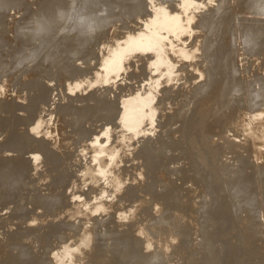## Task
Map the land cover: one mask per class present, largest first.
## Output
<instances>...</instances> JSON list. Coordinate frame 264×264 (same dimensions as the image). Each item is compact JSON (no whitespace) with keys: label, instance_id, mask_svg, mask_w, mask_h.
I'll list each match as a JSON object with an SVG mask.
<instances>
[{"label":"rangeland","instance_id":"374dc122","mask_svg":"<svg viewBox=\"0 0 264 264\" xmlns=\"http://www.w3.org/2000/svg\"><path fill=\"white\" fill-rule=\"evenodd\" d=\"M122 1L0 6V158L20 157L19 140L37 146L23 153L30 170L17 182L0 173L12 184L0 183V264L16 246L13 264H110L140 241L156 258L147 264H264V0H135L145 12L131 18ZM25 19L36 26L27 36ZM135 254L124 264L143 260Z\"/></svg>","mask_w":264,"mask_h":264},{"label":"bare ground","instance_id":"6f19581e","mask_svg":"<svg viewBox=\"0 0 264 264\" xmlns=\"http://www.w3.org/2000/svg\"><path fill=\"white\" fill-rule=\"evenodd\" d=\"M10 1H11V0H0V6H1V7H4V6L7 7L8 4L10 3ZM33 1H34V0H33ZM80 1H81V0H80ZM110 1L112 2V0H110ZM114 1H115V0H114ZM121 1H122V0H120V2H121ZM185 1L187 2V0H185ZM71 2H72V0H71ZM71 2H70V3H67V4L65 3V4H66V5H68V4L71 5V4H73V3H71ZM240 2L242 3V1H240ZM112 3H114V2H112ZM122 3H123L122 5H117V6L120 7L121 9H122V7L125 8V7L127 6L128 11L126 10V12H127V14L129 15L128 17H130V18L133 17V16H134L135 14H137V13H140V12L143 13V12H145V10H143V9H144V6L141 5V4H137V2H135V0H124V1H122ZM182 3L185 4L184 2H182ZM187 3H188V2H187ZM115 4H116V3H114V5H115ZM117 4H118V3H117ZM70 5H68V6H70ZM65 7H66V6H65ZM254 7H255V6H254ZM61 8H62V7H61ZM120 8H119V10H120ZM190 8H191V7H190ZM193 8H194V7H193ZM72 9H73V8H72ZM107 9H108V8H107ZM56 10H57V9H56ZM62 10H63V9H62ZM124 10H125V9H124ZM188 10H189V9H188ZM192 10H193V9H192ZM68 11H70V10H68ZM93 11H94V10H93ZM114 11H115V9H114ZM114 11H113V12H114ZM120 11H121V10H120ZM122 11H123V10H122ZM54 12H55V11H54ZM57 12L60 13L61 10H60V11L57 10V11H56V14H57ZM83 12H84V11H83ZM90 12H91V11H90ZM90 12H89V13H90ZM188 12H190V11H188ZM32 13H33V12H32ZM64 13H66V12H63L62 15H64ZM123 13H124V12H123ZM123 13H121V14H123ZM262 13H263V12H262ZM70 14H72V13H70ZM199 14H200V13H199ZM58 15H60V14H58ZM65 15H66V14H65ZM72 15H73V14H72ZM83 15H84V14H83ZM262 15H263V14H261V17H260V18H261V22H264V15H263V16H262ZM42 16H43V15H42ZM67 16H70V15H67ZM67 16H65L64 18H66ZM117 16H119V14H118ZM120 16L122 17V15H120ZM175 16H176V15H175ZM60 17H61V16L58 17V16L56 15V20H58L57 18H59V19L62 20L63 17H62V18H60ZM83 17H85V16H83ZM87 17H88V16H87ZM190 17H191V16H190ZM190 17H189V18H190ZM26 18H27V17H26ZM85 18H86V17H85ZM113 18H114V17H113ZM172 18H173V17H172ZM178 18H179V17H178ZM202 18H203V17H202ZM27 19H28V18H27ZM52 19H53V18H52ZM54 19H55V18H54ZM66 19H67V18H66ZM109 19H110V18H109ZM111 19H112V18H111ZM111 19H110V20H111ZM118 19H119V18H118ZM121 19H123V18H121ZM121 19H119L118 21H121ZM169 19H170V18H169ZM173 19H174V18H173ZM56 20H55V21H52V20H51V21H52V23L54 22V24H55V23H56ZM61 20L59 21V23L61 22ZM90 20H91V19H90ZM90 20H89V21H90ZM114 20H116V19L114 18ZM188 20H189V19H188ZM62 21H63V20H62ZM66 21H67V20H65V22H66ZM106 21H108V20H106ZM164 21H166V20H164ZM172 21H173V20H172ZM175 21H177V20L175 19V20L172 22V24H173ZM190 21H191V19H190ZM190 21H188V23H189ZM203 21H205V20H203ZM258 21H259V20H258ZM69 22H70V21H69ZM90 22H91V21H90ZM151 22H152V21H151ZM26 23H27V21H26V19H25V21H24L25 27H23V28L20 29V30H21V31H20L21 35H25L26 33H27V35H28L29 32H30V30L32 31V28L34 27V26H32V25H35V24H33V23H35L34 20H32V21H31L30 23H28L27 25H26ZM63 23H64V22H63ZM165 23H166V24H164L163 26L166 27V25H167L168 22H165ZM42 24H44V23L42 22ZM50 24H51V23H50ZM61 24H62V23H61ZM183 24H184V23H183ZM259 24H260V23H259ZM39 25H40V24H39ZM46 25H47V24L45 23V26H46ZM48 25H49V23H48ZM55 25H58V26H59V24H57V23H56ZM82 25H83V24H82ZM82 25H81L82 28H80V27H79V28L81 29V32H84L83 29H86L87 27L84 26V27H85V28H84ZM175 25H176V24H175ZM189 25H190V24H189ZM189 25H187V26H189ZM41 26H42V25H41ZM79 26H80V25H79ZM89 26H90V25H89ZM167 26H168V25H167ZM169 26H170V25H169ZM191 26H192V25H191ZM35 27H36V26H35ZM35 27H34V28H35ZM53 27H54V26H53ZM56 27H57V26H56ZM72 27H73V26H72ZM172 27H174V26H172ZM180 27H181V25H180ZM193 27H194V26H193ZM196 27H197V26H196ZM44 28H46V27H44ZM49 28H51V27H49ZM49 28H47V29H49ZM54 28H55V27H54ZM54 28H53V29H54ZM57 28H58V27H57ZM57 28H56V29H57ZM75 28H76V27H75ZM77 28H78V26H77ZM89 28H90V27H89ZM175 28H176V27H175ZM187 28H189V27H187ZM36 29H37V28H36ZM36 29L33 30L34 33L36 32V31H35ZM39 29H41V28L39 27ZM42 29H43V28H42ZM182 29H183V28H182ZM194 29H195V28H194ZM197 29H198V28H197ZM228 29H229V28H228ZM16 30H17V29H16ZM16 30H15V32H16ZM45 30H46V29H44V31H45ZM51 30H52V29H50V31H51ZM72 30H73V29H72ZM76 30H77V29H76ZM82 30H83V31H82ZM86 30H87V29H86ZM86 30H85V32H86ZM169 30H170V29H169ZM185 30H186V29H185ZM188 30H189V29H188ZM200 30H202V29H200ZM38 31H39V30H38ZM44 31H43V32H44ZM50 31H49V32H50ZM53 31H56V32H57V30H53ZM59 31H60V29L58 30L57 34H59ZM79 31H80V30H79ZM174 31L176 32V30H174ZM51 32H52V31H51ZM51 32H50V33H51ZM66 32H67V31H66ZM85 32H84V33H85ZM169 32H170V31H169ZM186 32L188 33V31H186ZM17 33H18V32H17ZM36 33H37V32H36ZM50 33H49V34H50ZM52 33H53V32H52ZM52 33H51V34H52ZM61 33H62V32H61ZM61 33H60V34H61ZM67 33H68V32H67ZM74 33H75V32H74ZM76 33H78V32L76 31ZM227 33H228V32H227ZM32 34H33V33H32ZM43 34H44V33H42V35H43ZM53 34H54V33H53ZM53 34L51 35L52 37H53ZM55 34H56V33H55ZM71 34H72V33H71ZM27 35H25V36H27ZM30 35H31V33H30ZM38 35H39V34H38ZM42 35H40V37H41ZM46 35H47V34H45L44 36H46ZM78 35H83V33H82V34L80 33V34H78ZM18 36H20V35H18ZM35 36H36V35H35ZM35 36H34V38H35ZM44 36H43V37H44ZM51 36H50V37H51ZM55 36H56V35H55ZM84 36H85V35H84ZM189 36H190V35H189ZM197 36H198V35H197ZM30 37H31V36H30ZM48 37H49V36H47V38H48ZM56 37H57V36H56ZM70 37H71V36H70ZM222 37H223V36H222ZM227 37H228V36H227ZM34 38H32V39H34ZM37 38H38V37H37ZM37 38H36V40L38 41ZM47 38H46V39H47ZM42 39H43V38H42ZM48 39H49V38H48ZM48 39H47L45 45L49 43V42H48ZM54 39H55V38H54ZM59 39H60V38H59ZM222 39H223V38H222ZM34 40H35V39H34ZM39 40H40V39H39ZM51 40H52V39H51ZM83 40H84V39H83ZM83 40H82V41H83ZM179 40H180V39H179ZM183 40H184V39H183ZM183 40H182V41H183ZM188 40H189V39H188ZM226 40H227V39H225V41H226ZM40 41H42V40H40ZM44 41H45V39H44ZM44 41H42V42H44ZM49 41H50V40H49ZM86 41H87V42H86ZM103 41H104V40H103ZM182 41H181V42H182ZM31 42H32V41H31ZM47 42H48V43H47ZM53 42H54V40H53ZM85 42H86V44H84V45L86 46V49H88L89 46L93 45L92 43H90V42L88 41V39H86V40L84 41V43H85ZM5 43H6V42H4V45H5L4 47H6V44H5ZM37 43H38V42H37ZM39 43H40V42H39ZM39 43H38V44H39ZM50 43H51V42H50ZM70 43H71V42H70ZM70 43H69V44H70ZM262 43H263V42H262ZM1 44H2V42H1ZM34 44H35V43H33V45H34ZM38 44H37V45H38ZM165 44H166V43H165ZM184 44H185V43H184ZM263 44H264V43H263ZM33 45H32V46H33ZM40 45H42V44H40ZM51 45H54V44L52 43ZM55 45H56V44H55ZM84 45H83V46H84ZM221 45H222V44H221ZM241 45H242V44H241ZM260 45H262V44H260ZM32 46H30V48H31ZM42 46H43V45H42ZM48 46H49V45H48ZM80 46H81V45H80ZM83 46L81 47V48H82L81 50H83ZM101 46L104 47V42L101 43ZM172 46H173V45H172ZM177 46H178V45H177ZM27 47H28V46H27ZM27 47H26V48H27ZM34 47H36V45H35ZM40 47H41V46H40ZM46 47H47V46H46ZM87 47H88V48H87ZM91 47H92V46H91ZM102 47H101V48H102ZM220 47H221V46H220ZM22 49H24V47H23ZM28 49H29V48H28ZM32 49H33V47H32ZM36 49H37V48H36ZM90 49H91V48H90ZM176 49H177V48H176ZM29 50H30V52L28 53L27 57H28L29 54L32 52L31 49H29ZM33 50H35V49H33ZM61 50H62V49H61ZM75 50H76V49H75ZM77 50H78V49H77ZM20 51H21V49H20ZM52 51H53V50H52ZM52 51H51V52H52ZM18 52H19V51H18ZM73 52H74V51H73ZM82 52H83V51H82ZM84 52H85V48H84ZM19 53H21V52H19ZM33 53H34V51H33ZM68 53H70V52H68ZM71 53H72V52H71ZM79 53H80V52H79ZM87 53H88V52H87ZM191 53H192V52H191ZM82 54H83V53H82ZM169 54H170V53H169ZM32 55H33V54H31V56H32ZM62 55H63V54H62ZM78 55H79V54H78ZM85 55H86V53H85ZM85 55L83 54V56H85ZM87 55H88V54H87ZM186 55H187V54H186ZM15 56H17V54H16ZM52 56H53V55H52ZM63 56H64V55H63ZM79 56H80V55H79ZM187 56H188V55H187ZM13 57H14V56H13ZM86 57H87V56H86ZM86 57H84V58L86 59ZM207 57H208V56H207ZM66 58H67V57H66ZM87 58H88V57H87ZM51 59H52V58H51ZM51 59H50V61H51ZM75 59H77V56H76ZM78 59H79V58H78ZM81 59H83V57H82ZM85 59H84L82 62H86ZM188 59H189V58H188ZM63 60H64V59H63ZM10 61H11V60H10ZM29 62H30V61H29ZM67 62H68V61H67ZM73 62H75V61H73ZM87 62H88V61H87ZM88 63H89V62H88ZM9 64H10V63H9ZM9 64H8V65H9ZM12 64H13V63H12ZM14 64L17 65V62L15 61ZM188 64H189V63H188ZM28 65H29V64H28ZM63 65H64V64H63ZM73 65H75V64H73ZM85 65H86V64H85ZM10 67H12V66L10 65ZM51 67H52V66H51ZM51 67H50V68H51ZM77 67H78V66H77ZM84 67H85V66H84ZM87 67H89V65H88ZM205 67H206V66H205ZM260 67H261V66H260ZM71 68H72V71H73L75 74H77V75H74V76H73V74H72V77L79 76L78 73H77V72H79V71H77L76 65H75V67L72 66ZM82 69H83V68H82ZM86 69H87V68H86ZM86 69H85V70H86ZM9 70H10V69H9ZM78 70H79V69H78ZM262 70H263V69H262ZM50 71H51V70H50ZM50 71H49V72H50ZM56 71H57V70H56ZM87 71H89V70H87ZM3 72H4V69L2 68L1 73H3ZM81 72H82V70H81ZM81 72H79V74H81ZM84 72H85V71H83L82 76H83V74L87 73V72H85V73H84ZM190 72H191V71H190ZM259 72H260V71H259ZM52 73H53V72H52ZM57 73H58V72H55V74H56L55 76H57ZM152 73H153V72H152ZM208 73H209V72H208ZM250 73H251V72H250ZM262 73H263V72H262ZM50 74H51V73H50ZM58 74H59V73H58ZM60 74H61V73H60ZM53 75H54V73H53ZM61 75H62V74H61ZM61 75H60L59 77H61ZM64 75H65V73H63V76H64ZM55 76H54V77H55ZM63 76H62V77H63ZM88 76H89V75H88ZM186 76H187V75H186ZM189 76L191 77V75H189ZM209 76H210V75H209ZM248 76H249V75H248ZM57 77H58V76H57ZM64 77H66V76H64ZM72 77H71V78H72ZM187 77H188V76H187ZM194 77H195V76H194ZM196 77H197V76H196ZM75 78H77V77H75ZM185 78H186V77H185ZM188 78H189V77H188ZM188 78H187V79H188ZM251 78H252V77H251ZM65 79H68V78H65ZM194 79H195V78H194ZM63 80H64V79H63ZM244 80H245V79H244ZM1 81H2V79H1ZM78 81H80V80H78ZM250 81H251V80H250ZM25 82H26V81H25ZM76 82H77V81H76ZM76 82H75V83H76ZM251 82H252V81H251ZM52 83H53V82H52ZM55 83H56V82H55ZM60 83H61V82H60ZM2 84H3V82H2ZM65 84H66V83H65ZM71 84H73V83H71ZM212 84H213V83H212ZM214 84H215V83H214ZM62 85H63V84H62ZM52 86H54V85H52ZM64 86H65V85H64ZM71 87H72V86H71ZM71 87H70V88H71ZM251 87H252V86H250V88H251ZM47 88H48V87H47ZM49 88H50V87H49ZM60 88H61V87H60ZM62 88H63V87H62ZM67 88H68V87H67ZM55 89H56V88H55ZM75 90H76V89H75ZM60 91H61V89H60ZM66 91H67V90H66ZM66 91H64V92H66ZM68 91H69V90H68ZM48 92H50V91H48ZM52 92H53V91H52ZM79 92H80V91H79ZM57 93H58V92H57ZM81 93H82V92H81ZM62 94H63V93H62ZM67 94H68V93H67ZM82 94H83V93H82ZM231 94H232V93H231ZM47 95H48V94H47ZM89 95H90V94H89ZM89 95H87V96H89ZM168 95H169V94H168ZM196 95H197V94H196ZM48 96H49V95H48ZM57 96H58V95H57ZM71 96H72V94H71ZM90 96H91V95H90ZM193 96H194V95H193ZM198 96H199V95H198ZM223 96H224V95H223ZM6 97H7V96H6ZM35 97H36V91H31L30 94H29V96H28V100H32V99H34ZM45 97H46V96H45ZM52 97H53V96H52ZM92 97H93V96H92ZM19 98H20V97H19ZM50 98H51V97H50ZM50 98H49V99H50ZM62 98H63V96H62ZM54 99H55V98H54ZM47 100H48V99H47ZM64 100H65V99H64ZM48 101H49V100H48ZM53 101H54V100H53ZM47 103H49V102H47ZM56 103H57V102H56ZM261 104H262V103H261ZM261 104H260L259 106L262 108L263 106H261ZM41 105H42V104H41ZM45 105H46V103H45ZM49 105H50V103H49ZM227 105L230 106L229 104H227ZM262 105H263V104H262ZM138 106H139V105H138ZM236 106H237V105H236ZM236 106H234V107H236ZM42 107H44V106H42ZM53 107H54V106H53ZM224 107H225V105H224ZM257 108H258V106H257ZM21 109H22V108H21ZM41 109H42V108H41ZM113 109H114V108H113ZM218 109H219V108H218ZM220 109H221V108H220ZM259 109H260V108H258V110H259ZM240 110H242V108H240ZM254 110H256V107L254 108ZM130 111H131V110H130ZM226 111H227V110H226ZM242 111H243V110H242ZM212 112H213V111H212ZM220 112H221V110H220ZM240 112H241V111H238V112H237V111H234V110H233V112H232L233 114H232L231 116H230V115H227V116H226L227 119H226L225 116L222 115L223 113H222V114L220 113V114H221V117H222V116L224 117V118H222L223 120H224V119H226V120H232V119H235L236 116H239V115H240V114H239ZM255 112H256V111H255ZM15 113H16V112H15ZM132 113H133V112H132ZM132 113L130 112L131 115H132ZM203 114H204V113H203ZM225 114H226V113H225ZM227 114H231V112H230V113L227 112ZM63 116H64V115H63ZM147 116H148V115H147ZM219 116H220V115H219ZM228 116H230V117H228ZM84 117H85V116H84ZM84 117H79V119H77V120H76V118H75V120H74V121H75L74 124H77V123H80V124H81V120H83ZM131 117H132V116H131ZM133 117H134V116H133ZM165 117H166V116H165ZM128 118H130V117H128ZM117 119H118V118H117ZM135 119H136V118H135ZM217 119H220V117H218ZM204 121H205V120H204ZM245 121H246V120H245ZM48 122H49V121H48ZM249 122H250V121H249ZM17 123H18V122H17ZM27 123H29V125L31 124L30 122H27ZM52 123H53V122H52ZM215 123H217L216 125H220V124H221V120H220V121H216V120H215ZM11 125H12V124H11ZM11 125H10V126H11ZM133 125H134V124H133ZM206 125H207V124H206ZM24 126H25V124H24ZM144 126H145V125H144ZM196 127H197V126H196ZM0 129H1V128H0ZM3 129H4V128H3ZM20 129H21V128H20ZM95 129H96V128H95ZM22 130H23V129H22ZM52 130H53V129H52ZM1 131H2V129H1ZM1 131H0V132H1ZM13 131H14V129H13ZM18 131H19V130H18ZM202 131H203V130H202ZM226 131H227V130H226ZM15 132H17V131H15ZM196 132H197V131H196ZM97 133H98V132H97ZM9 134H10V133H9ZM261 134H262V133H261ZM15 135H17V134H15ZM105 135H106V134H105ZM202 135H203V133H202ZM7 136H8V135H7ZM82 136L85 137L84 135H82ZM23 137H26V136H23ZM202 137H203V136H202ZM204 137H205V136H204ZM15 138H16V137H15ZM18 138H19V136H18ZM199 138H200V137H199ZM233 138H234V137H233ZM11 139L13 140L14 137H13V138L11 137V138L9 139V141H10ZM22 139H23V138H22ZM46 139H47V138H46ZM7 140H8V139H7ZM14 140H15V139H14ZM14 140H13V141H14ZM27 140H28V139H27ZM30 140H31V138H30ZM205 140H206V139H205ZM236 140H237V138H236ZM16 141H17V139H16ZM19 141H20V143H19V142L17 143V144H19V146H17V147H18V149H21V150L23 151V153L26 152V149L29 150V147H31L32 145H36L35 143H32V144L29 145V143L26 142V141H22V140H19ZM34 141H35V140H34ZM38 141H39V139H38ZM98 141H99V140H98ZM2 142H3V141H2ZM2 142H1V143H2ZM30 142H31V141H30ZM32 142H33V140H32ZM35 142H36V141H35ZM58 142H60V141H58ZM37 143H38V142H37ZM60 143H61V142H60ZM193 143H194V142H193ZM193 143H192V145H193ZM182 144H183V143H182ZM190 144H191V143H190ZM228 144H229V142L227 141L225 145H228ZM248 144L250 145V143H248ZM10 145H12V144H10ZM38 145H39V144H38ZM176 145H177V144H176ZM167 146H168V145H167ZM250 146H251V145H250ZM13 147H16V146L13 145V146L11 147V149H12ZM32 147H33V146H32ZM34 147H37V146H34ZM34 147H33V148H34ZM44 147H45V146H44ZM248 147H249V146H248ZM42 148H43V147H42ZM8 149H9V147H8ZM37 149H38V148H37ZM248 149H249V148H248ZM250 149H252V147H251ZM4 150L6 151V149H4ZM33 150H34V149H33ZM33 150H32V151H33ZM35 150H36V149H35ZM35 150H34V151H35ZM37 151H40V150H37ZM44 151H45V150H44ZM3 152H4V151H3ZM182 152H183V151H182ZM1 153H2V152H1ZM21 153H22V152H21ZM23 153H22V155H21L20 153H19V154L17 153V155H18V156L20 155V157H17V158L14 157V158H16V159L13 158L12 161H11V164H10V165L8 164V166H7V163H6L4 160H2V158H0V160L2 161V162H0V173H2V174H3V173H6V172H4V171H6V169H8L9 172H10V174H13V175L16 176V178H13V180L15 179L16 182H17V177H19V178L21 179L22 176L24 175V173H26V170H28V168H29V170H30V167H27V165H26V167H25V164H26V162H27V159L24 158ZM27 153H28V152H27ZM32 153H33V152H31V154H32ZM34 153H35V152H34ZM39 153H41V152H38V154H39ZM42 153H44V152H42ZM58 153H59V152H58ZM254 153H255V152H254ZM52 154H54V153H52ZM61 154H62V153H61ZM194 154H195V153H194ZM200 154H201V153H200ZM17 155H16V156H17ZM24 155H25V154H24ZM54 155H56V154H54ZM26 156H27V155H26ZM30 156H31V155H30ZM41 156H42V155H41ZM67 156H68V155H67ZM158 156H159V155H158ZM193 156H194V155H193ZM86 157H87V156H86ZM27 158H29V157H27ZM61 158H62V157H61ZM96 158H97V157H96ZM4 159H5V158H4ZM24 159L26 160L25 162H24ZM38 160H39V159H38ZM193 160H194V159H193ZM28 161H29V159H28ZM31 161H32V158L30 159L29 164H30ZM33 161H34V160H33ZM45 161H46V160H45ZM59 161H60V160H59ZM248 161H249V160H248ZM49 162H50V161H49ZM191 162H192V161H191ZM23 164H24V165H23ZM27 164H28V163H27ZM29 164H28V166H29ZM33 164H34V163H33ZM53 165H54V163H53ZM192 165H193V164H192ZM30 166H31V165H30ZM189 166H190V165H189ZM45 167H46V166H45ZM195 167H196V166H195ZM195 167H194V168H195ZM191 169H193V168H191ZM52 170H53V169H52ZM56 170H57V169H56ZM200 170H201V169H200ZM200 170H199V171H200ZM238 171H240V170H238ZM9 172H8L7 174H9ZM37 172H38V171H37ZM39 172H40V171H39ZM51 172H52V171H51ZM88 173H89V172H88ZM90 173H92V172H90ZM7 174H5V175H7ZM50 174H51V173H50ZM202 174H203V173H202ZM5 175H4V176H5ZM13 175H12V176H13ZM42 175H43V174H42ZM91 175H92V174H91ZM8 176H9V175H8ZM20 176H21V177H20ZM192 176H193V175H192ZM195 176H196V175H195ZM225 176H226V175H225ZM250 176H251V175H250ZM52 177H53V176H52ZM59 177H60V176H59ZM49 178H50V177H49ZM249 178H250V177H249ZM2 179H3V178H2ZM7 179H8V178H7ZM36 179H37V178H36ZM57 179H58V178H57ZM202 179H203V178H202ZM243 179H244V178H243ZM9 180H11V179H9ZM9 180H8V181H9ZM13 180H12V183H13ZM15 180H14V182H15ZM18 180H19V179H18ZM58 180H59V179H58ZM94 180H95V179H94ZM151 180H152V179H151ZM2 181H3V180H2ZM51 182H52V181H51ZM55 182H56V181H55ZM59 182H60V181H59ZM59 182H58V183H59ZM240 182H241V181H240ZM240 182H239V183H240ZM0 183H1V181H0ZM5 183H7L6 180H5L3 183H1V184H4V186H6ZM9 183H10V181H9L7 184H9ZM34 183H35V182H34ZM244 183H246V182H244ZM1 184H0V185H1ZM52 184H53V183H52ZM60 184H61V183H60ZM89 184H90V183H89ZM248 184H249V182H248ZM9 185H11L10 187H12V184H9ZM9 185H8V186H9ZM2 186H3V185H2ZM4 186H3V187H4ZM0 187H1V186H0ZM229 187H230V186H229ZM60 188H61V187H60ZM188 188H189V187H188ZM200 188H201V187H200ZM0 189L4 190L3 188H0ZM2 190H1V191H2ZM7 190H8V189H7ZM189 190H190V189H189ZM5 191H6V189L4 190V192H5ZM37 191H38V190H37ZM253 191H254V190H253ZM28 192H29V191H28ZM33 192H34V191H33ZM145 192H146V191H145ZM229 192H230V190H229ZM79 193H80V192H79ZM235 193H236V191H235ZM1 194H2V193H1ZM80 194H81V193H80ZM232 195L234 196V194H232ZM238 195H239V194H238ZM28 196H29V195H28ZM216 196H217V195H216ZM230 196H231V195H230ZM3 197H4V196H3ZM45 197H46V196H45ZM61 197H62V196H61ZM61 197H60V198H61ZM50 198H51V197H50ZM232 198H233V197H232ZM234 198H235V197H234ZM236 198H237V197H236ZM33 199H34V198H33ZM61 199H62V198H61ZM61 199H60V200H61ZM64 199H65V198H64ZM64 199H63V200H64ZM5 200H6V199H5ZM34 200H35V199H34ZM37 200H38V197L36 198V201H35L33 204L31 203V204H32L31 206H34V205L37 203ZM63 200L59 201L60 203H59V202H58V203H59L60 205H63V206L66 205L67 210H69V212H70L71 209H72V207H70V204H66L65 201L63 202ZM225 200H226V199H225ZM39 201H40V200H39ZM50 201H52V200H50ZM0 202H1V200H0ZM2 202H4V200H3ZM26 202H27V201H26ZM16 203H17V201H16ZM38 203H39V202H38ZM64 203H65V204H64ZM87 203H88V202H87ZM3 204H4V203H3ZM22 204H23V203H22ZM25 204H26V203H25ZM229 204H230V201H229ZM39 205H40V204H39ZM57 205H58V204H57ZM20 206H21V205H20ZM63 206H62V207H63ZM227 206H228V205H227ZM28 207H30V206H28ZM70 208H71V209H70ZM108 208H109V207H108ZM17 209H18V208H17ZM218 209H219V208H218ZM222 209H223V208H222ZM24 210H26V211H25V214H26L28 210L25 209V208H24ZM32 210H33V209H32ZM64 210H65V209H64ZM152 210H153V209H152ZM211 210H212V209H211ZM215 210H216V209H215ZM95 211H97V210H95ZM227 211H228V210H227ZM14 212H15V211H14ZM17 212H18V211H17ZM30 212H32V211H29L28 213L30 214ZM45 212H46V211H45ZM116 212H117V211H116ZM214 212H215V211H214ZM225 212H226V211H225ZM72 213H73V211H72ZM212 213H213V210H212ZM18 214H19V213H18ZM110 214H111V213H110ZM117 214H118V213H117ZM221 214H222V212H221ZM227 214H228V213L226 212V215H227ZM20 215H21V214H20ZM94 215H95V214H94ZM212 215H213V214H212ZM216 215H218V214H214L213 217L216 216ZM223 215H224V214H223ZM243 215H244V214H243ZM27 216H28V215H27ZM70 216H71V213H70ZM72 216H73V215H72ZM85 216H86V215H85ZM115 216H116V215H115ZM209 216H210V215H209ZM221 216H222V215H221ZM55 217H56V215H55ZM57 217H58V216H57ZM59 217H60V216H59ZM104 217H105V216H104ZM112 217H114V215H113ZM218 217H219V216H217V219H219ZM225 217H226V216H225ZM17 218H19V216H18ZM22 218H23V217H22ZM109 218H110V217H109ZM214 218H216V217H214ZM19 219H20V218H19ZM39 219H40V218H39ZM112 219H113V218H112ZM210 219H213V218H210ZM221 219H222V217H221ZM221 219H219V220L221 221ZM63 220H64V219H63ZM67 220H68V219H67ZM224 220H225V219H224ZM15 221H16V220H15ZM18 221H19V220H18ZM37 221H38V220H37ZM214 221H215V220H214ZM226 221H227V220H226ZM228 221H229V220H228ZM13 222H14V221H13ZM13 222H12V223H13ZM60 222H61V221H60ZM60 222H59V223H60ZM111 222H112V221H111ZM216 222L219 223L218 220H216ZM234 222H235V221H234ZM67 223H68V222H67ZM116 223H117V222H116ZM209 223H210V222H209ZM212 223H213V222H212ZM218 223H217L216 225H218ZM221 223H223V222L221 221ZM221 223H220V226L223 227V226H224V223H223V224H221ZM16 224H17V223H16ZM33 224H34V222H33ZM109 224H110V222H109ZM226 224H227V223H226ZM226 224H225V225H226ZM59 225L61 226L60 228L64 227V225H61V224H59ZM112 225H113V224H112ZM212 225L214 226V223H213ZM11 226H12V225H11ZM39 226H40V225H39ZM68 226H69V225H68ZM200 226H201V224H200ZM218 226H219V225H218ZM40 227H41V226H40ZM58 227H59V226H58ZM110 227H111V226H110ZM215 227H216V226H215ZM0 228H1V227H0ZM29 228H30V227H29ZM34 228H35V227H34ZM64 228H65V227H64ZM64 228H63L62 230H64ZM66 228H67V227H66ZM66 228H65V229H66ZM116 228H117V227H116ZM239 228H240V227H239ZM19 229H20V228H19ZM204 229H205V228H204ZM219 229H220V227H219ZM60 230H61V229H60ZM66 230H67V229H66ZM66 230H65V231H66ZM109 230H111V229H109ZM125 230H126V229H125ZM170 230H171V229H170ZM211 230L213 231L212 228H211ZM55 231H56V229H55ZM116 231H117V230H116ZM207 231H208V230H207ZM52 232H53V231H52ZM216 232H217V231H216ZM26 233H27V232H26ZM57 233H58V231H57ZM57 233L53 232V233H52L53 235H52V236L50 235V236H51L50 239L52 240V239H53V236L57 235ZM59 233L62 234L61 231H59ZM127 233H128V232H127ZM207 233H208V232H207ZM17 234H19V233H17ZM64 234H65V233H64ZM121 234L124 235L123 233H121ZM209 234H210V233H209ZM215 234H217V233H215ZM19 235H20V234H19ZM19 235H18V236H19ZM22 235H23V233H22ZM37 235H38V234H37ZM59 235H60V234H59ZM129 235H130V234H129ZM129 235H126V236L129 237ZM143 235H144V234H143ZM210 235H211V234H210ZM239 235H241V234H239ZM29 236H30V235H29ZM46 236H47V235H46ZM109 236H110V235H109ZM130 236H131V235H130ZM41 237H42V236H41ZM61 237H62V236H60V238H61ZM105 237H106V236H105ZM127 237H126V239H127ZM209 237H210V236H209ZM241 237H242V236H241ZM60 238H57V239H60ZM103 238H104V237H103ZM122 238L124 239L125 236H124V237L122 236ZM129 238H130V237H129ZM132 238H133V237H131L129 240H131ZM143 238H145V237H143ZM236 238H237V237H236ZM50 239H49V240H50ZM71 239H72V238H71ZM207 239H208V237H207ZM213 239H214V237H213ZM213 239H211V240H213ZM10 240H11V239H10ZM49 240H48V241H49ZM54 240H55V237H54ZM54 240H53V241H54ZM98 240H99V239H98ZM108 240H109V239H108ZM118 240H119V239H118ZM143 240H144V239H143ZM120 241H121V240H120ZM196 241H197V240H196ZM203 241H204V240H203ZM215 241H216V240H215ZM240 241H241V240H240ZM49 242H50V241H49ZM49 242H48V243H49ZM51 242H52V241H51ZM100 242H101V240H99V243H100ZM107 242H108V241H107ZM109 242H110V241H109ZM140 242H141V241H140ZM140 242H138V243H139L138 246H137V245H136V246L134 245L136 248L133 247V248H132L133 250L130 249L132 245L130 246V244H129V246H130V248H129L130 251H129V252L123 250V251H121V252H123V253H119V252H120V249H118V248L116 247V248L118 249L119 252L117 251L118 253H116V252H115L116 249H115V251H113V252H115V256H114V258H112V261H110V264H124L125 261H126V259H127L129 256H131V258H132V256H134V255H132V254H133V253L135 254V252H137V251H139L140 253H136V254H135V261H136V259H143V260H141V261H143V262L138 261L137 264H147V262L149 261L147 258H149L151 255L145 257V254H146V253H145V249H144V250H143V249H140V246L142 245ZM206 242H207V241H206ZM211 242H212V241H211ZM12 243H14V242H12ZM52 243H53V245L55 244V242H52ZM207 243H210V242H207ZM14 244H15V243H14ZM50 244H51V243H50ZM100 244H101V243H100ZM105 244H106V243H105ZM131 244H132V243H131ZM203 244H204V243H203ZM260 244H262V243H260ZM53 245L51 244V246H53ZM144 245H145V244H144ZM147 245H148V244H147ZM240 245H241V244H240ZM48 246H49V244H48ZM51 246H50V248H51ZM54 246H55V245H54ZM117 246H119V245H117ZM120 246H121V245H120ZM216 246H217V245H216ZM257 246H258V245H257ZM16 247H18V246H16ZM16 247H14V248L9 247V249L12 248L13 251H15V252H13L12 250H9V252L12 251V252H10V253L7 251L8 249L6 248V252H8V253L10 254V255H9V254L7 253V255H8L9 257L12 255V259H11V261H10V264H13V263L15 262L14 260H16V259L19 258V257H18V254H19V256H20V251H19V252H16V251H17V250H16V249H17ZM109 247H110V245H109ZM142 247H143V246H142ZM144 247H146V246H144ZM144 247H143V248H144ZM53 248H54V247H53ZM214 248H215V246H214ZM262 248H263V247H262ZM262 248H261V249H262ZM14 249H15V250H14ZM51 249H52V248H51ZM129 249H128V250H129ZM146 249H147V248H146ZM224 249H225V248H224ZM224 249H223V250H224ZM20 250H21V249H20ZM113 250H114V249H113ZM142 250H143V251H142ZM203 250H205V248H204ZM211 250H212V249H211ZM248 250H249V249H248ZM248 250H247V252H248ZM3 251H4V250H3ZM23 251H24V250H23ZM23 251L21 250V254H25V253H22ZM53 251L55 252L54 249H53ZM261 251H262V250H261ZM6 252H5V253H6ZM63 252H65V251H63ZM63 252H62V253H63ZM126 252H127V253H126ZM199 252H200V251H199ZM217 252H218V251H217ZM224 252H225V251H223V253H224ZM51 253H52V252H51ZM144 253H145V254H144ZM52 254H53V253H52ZM56 254H57V252H56ZM64 254H65V253H64ZM113 254H114V253H111V255H113ZM155 254H156V253H155ZM37 255H38V254H37ZM37 255H36V256H37ZM59 255H60V254H59ZM152 255H153V254H152ZM208 255L210 256V254H208ZM213 255H214V254H213ZM258 255H259V252H258ZM4 256H5V255H4ZM8 256H6V257H8ZM24 256H26V255H24ZM50 256H51V255H50ZM52 256H54V254H53ZM52 256H51V257H52ZM62 256H64V255L62 254ZM72 256H73V255H72ZM156 256H157V255H156ZM156 256H155V257H156ZM111 257H112V256H111ZM111 257H110V258H111ZM151 257H152V256H151ZM193 257H194V256H193ZM255 257H256V256H255ZM1 258L4 259V257L0 256V260L3 262V260H2ZM52 258H54V257H52ZM101 258H102V257H100V256L98 257V260H99L100 262L103 261ZM152 258H153V257H152ZM196 258H197V257H196ZM210 258H211V257H210ZM100 259H101V260H100ZM129 259H130V258H128V260H129ZM146 259H147V262H146ZM154 259H156V258H153V260H154ZM194 259H195V258H194ZM208 259H209V257H208ZM212 259H213V256H212ZM216 259H217V258H216ZM4 260H5V259H4ZM12 260H13V263H12ZM19 260H21V257H20ZM19 260H18V261H19ZM107 260H108V259H107ZM109 260H110V259H109ZM130 260H131V259H130ZM130 260H129V261H130ZM153 260H152V261H153ZM197 260H199V259H197ZM16 261H17V260H16ZM38 261H39V260H38ZM131 261H132V260H131ZM195 261H196V260H195ZM202 261H203V260H202ZM208 261H209V260H208ZM2 262H0V263H2ZM7 262H8V261H7ZM73 262H75V261H73ZM76 262H77V261H76ZM105 262H106V261H105ZM105 262H103V264H105ZM108 262H109V261H108ZM108 262H107V264H108ZM126 262H127V261H126ZM150 262H151V260H150ZM150 262H148V263H150ZM39 263H40V262H39ZM80 263H81V262H80ZM83 263H84V262H83ZM101 263H102V262H101ZM128 263H130V262H128ZM131 263H132V262H131ZM131 263H130V264H131ZM203 263H204V262H203ZM211 263H212V262H211ZM221 263H222V262H221ZM4 264H5V263H4ZM16 264H17V263H16ZM37 264H38V263H37Z\"/></svg>","mask_w":264,"mask_h":264}]
</instances>
